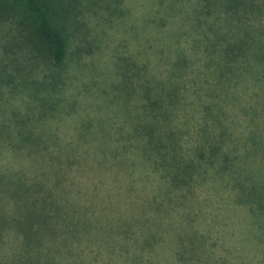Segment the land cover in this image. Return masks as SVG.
<instances>
[{
    "label": "trees",
    "instance_id": "obj_1",
    "mask_svg": "<svg viewBox=\"0 0 264 264\" xmlns=\"http://www.w3.org/2000/svg\"><path fill=\"white\" fill-rule=\"evenodd\" d=\"M98 3L0 0L3 53L36 60H0V264H251L242 242L264 227V175L251 170L264 159V127L254 111L247 124L224 111L228 87L216 80L236 64L264 79V0H194L193 47L221 75L188 96L187 55L158 47L150 63L122 62L100 92L102 108L133 100L137 117L85 116L63 135L45 126L62 115L51 93ZM220 200L244 216L243 241L215 212Z\"/></svg>",
    "mask_w": 264,
    "mask_h": 264
},
{
    "label": "rangeland",
    "instance_id": "obj_2",
    "mask_svg": "<svg viewBox=\"0 0 264 264\" xmlns=\"http://www.w3.org/2000/svg\"><path fill=\"white\" fill-rule=\"evenodd\" d=\"M193 2L194 0H99V3L92 8L93 14L84 17L86 22L81 26L78 36V38L84 37V40L79 42L80 48L73 47V54L70 55L69 61L59 71L60 85L51 93L53 99L58 98L57 105H59L62 115L53 120L47 119L45 126L55 127L64 135V132L70 133L64 130L65 123L75 124L79 118L85 116H90L95 120L97 117L105 120L110 115H115L117 118L118 116L137 117V112L132 117L133 100L124 106L125 100L118 104L115 103L121 100L119 98L118 101H114L112 109L102 108L104 102L100 101L102 97L100 92L106 82L111 81L112 83L119 77L117 72L122 62L137 59L150 63L151 57L157 55L158 47L169 46L182 50L187 55L185 57L188 59V63L183 77L187 81L188 91L185 94L188 96L194 86L206 79L214 80L220 76L221 73L216 72L213 66H209V69L202 66V62L199 60L200 52L193 47L194 33L189 16ZM159 19H162L164 26H158ZM199 30L201 32L200 27ZM202 35V32L198 36L195 34V38ZM75 44L77 45L78 41ZM19 51L16 55H6L0 47L1 63H9L16 58L17 62L23 65L36 62V60H30L22 50ZM170 55L172 56V54ZM9 68H14V66L9 67L8 64L7 70ZM36 69L38 71L35 76L38 78H44L49 74L48 70ZM254 70L249 69L248 71L236 64L232 70L235 74L228 76L227 81L224 80L223 83H220L216 80L220 86L228 87L218 99L222 101L223 110L229 112L239 122L247 124L246 119L250 116L251 111L252 113L254 111L256 121L264 127V79L260 78L258 82L254 80L252 78ZM164 74L165 72L160 75L164 76ZM203 85L204 92L208 90L210 95H216L211 93L205 83ZM259 87L262 89L260 90ZM182 94L184 95L183 92ZM119 95L120 93H117L116 96ZM72 101H76V103L73 104ZM71 106L77 113L64 118V110L69 111ZM115 121L117 124L120 122L118 119ZM174 124L179 126L177 122ZM130 126L131 124L128 126L127 133ZM181 127L185 129L184 126ZM188 128L190 127L188 126ZM113 130L115 129L111 131ZM133 168L136 174L140 173L137 166ZM251 170L255 171L256 176L264 175V159L259 167H254V170L251 168ZM202 192L204 194V189ZM215 198L216 201H219L217 195ZM220 201L215 212L219 213V216H226L234 236H237L238 239L242 238L241 241H243L247 228L244 226V216L239 212L238 207L232 206L225 200ZM212 235L215 237L220 234L213 231ZM233 240L223 243L231 246ZM218 241L221 244L222 238H218ZM242 243L244 244L242 248L244 254L241 255L242 258H245L246 263L264 264V227L250 230Z\"/></svg>",
    "mask_w": 264,
    "mask_h": 264
}]
</instances>
